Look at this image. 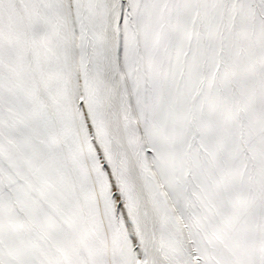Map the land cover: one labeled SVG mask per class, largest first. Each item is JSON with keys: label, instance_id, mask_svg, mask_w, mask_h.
I'll list each match as a JSON object with an SVG mask.
<instances>
[{"label": "snow or ice", "instance_id": "snow-or-ice-1", "mask_svg": "<svg viewBox=\"0 0 264 264\" xmlns=\"http://www.w3.org/2000/svg\"><path fill=\"white\" fill-rule=\"evenodd\" d=\"M0 264H264V0H0Z\"/></svg>", "mask_w": 264, "mask_h": 264}]
</instances>
